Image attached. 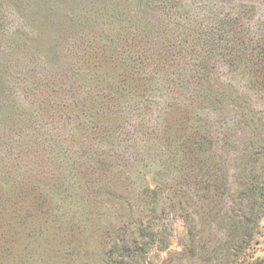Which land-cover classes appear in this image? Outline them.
Returning <instances> with one entry per match:
<instances>
[{
    "label": "rangeland",
    "instance_id": "rangeland-1",
    "mask_svg": "<svg viewBox=\"0 0 264 264\" xmlns=\"http://www.w3.org/2000/svg\"><path fill=\"white\" fill-rule=\"evenodd\" d=\"M0 264H264V0H0Z\"/></svg>",
    "mask_w": 264,
    "mask_h": 264
},
{
    "label": "trees",
    "instance_id": "trees-1",
    "mask_svg": "<svg viewBox=\"0 0 264 264\" xmlns=\"http://www.w3.org/2000/svg\"><path fill=\"white\" fill-rule=\"evenodd\" d=\"M214 96V95H213ZM216 96V95H215ZM212 103H214V105H215V102L213 101Z\"/></svg>",
    "mask_w": 264,
    "mask_h": 264
}]
</instances>
